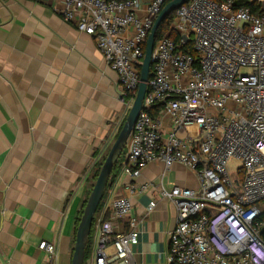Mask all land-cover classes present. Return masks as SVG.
I'll use <instances>...</instances> for the list:
<instances>
[{"label": "built area", "instance_id": "built-area-1", "mask_svg": "<svg viewBox=\"0 0 264 264\" xmlns=\"http://www.w3.org/2000/svg\"><path fill=\"white\" fill-rule=\"evenodd\" d=\"M35 1L56 2L65 21L95 38L130 108L143 47L168 0ZM251 2L260 14L232 0H190L155 42L152 77L121 165L131 181L123 195L106 190L103 210L110 216L96 212L90 264H133L143 220L131 216L132 199L155 187L177 209L171 264H264V0ZM155 162L167 169L182 164L195 172L198 186L138 182ZM156 206L153 199L147 210ZM39 249L43 264H57L53 243Z\"/></svg>", "mask_w": 264, "mask_h": 264}, {"label": "crops", "instance_id": "crops-1", "mask_svg": "<svg viewBox=\"0 0 264 264\" xmlns=\"http://www.w3.org/2000/svg\"><path fill=\"white\" fill-rule=\"evenodd\" d=\"M55 4L0 0V264H43V241L57 247V264H72L95 164L109 153L130 109L95 38L65 21ZM136 180L198 186L195 172L162 162ZM130 181L120 172L107 189L123 195ZM109 191L97 210L105 219ZM153 199L157 206L148 211ZM132 204L131 216L143 220L133 264H171L177 209L156 187ZM121 223L127 230L128 218ZM90 260L91 248L85 264Z\"/></svg>", "mask_w": 264, "mask_h": 264}, {"label": "water", "instance_id": "water-1", "mask_svg": "<svg viewBox=\"0 0 264 264\" xmlns=\"http://www.w3.org/2000/svg\"><path fill=\"white\" fill-rule=\"evenodd\" d=\"M190 0H171L169 1L157 17L154 26L148 36L143 64L140 70V84L133 101L132 106L126 116V119L119 131V134L113 143L102 167L96 178L95 184L87 199L83 213L81 215L77 232L75 247L72 257V264H84L86 259V250L90 240L92 226L96 212L109 186L111 175L114 171L117 161L123 154L127 141L133 131L134 124L143 109V103L148 89V82L152 75L153 49L156 42V33L164 19L175 9L188 3Z\"/></svg>", "mask_w": 264, "mask_h": 264}, {"label": "trees", "instance_id": "trees-1", "mask_svg": "<svg viewBox=\"0 0 264 264\" xmlns=\"http://www.w3.org/2000/svg\"><path fill=\"white\" fill-rule=\"evenodd\" d=\"M171 1V0H168L166 2V4ZM214 1H226V0H214ZM235 4V7L236 8H240V7H249L251 8L252 12L256 13V14H260L262 11H261V7L258 6L255 2H251V0H232ZM165 4V5H166ZM178 9V8H177ZM177 9L173 10L165 19L164 21L161 23V25L159 26L158 30H157V33H156V41L159 40L161 37H163L164 35L170 33L171 31V25H172V22L174 20V17H175V14H176V11ZM171 37L174 38L175 40H179V35L176 34L174 31L171 32ZM146 49V45H144L143 47V50L145 51ZM192 49V48H191ZM192 52L195 54V51L192 49ZM152 77V75H151ZM150 77V78H151ZM131 96L129 95L126 100H130ZM162 106L161 105H157V106H154L152 109H151V113L153 116H156L158 114V112L161 110ZM122 128V126H121ZM120 128V129H121ZM125 151L123 152V154L121 155V157L119 158V160L117 161L116 163V166L114 168V171L111 175V179H110V183H109V187H111L113 185V183L115 182V179L117 178V176L119 175L120 171H121V165H122V161H123V155L125 154ZM107 155L104 156L98 163H96V175L95 177L98 176L100 170H101V167L106 159ZM105 198V196H104ZM104 198L102 201H104ZM102 206V202L99 206V209L100 207ZM262 219H264V214L262 216ZM91 241L89 240V243H88V246H87V250H86V258L89 257L90 255V248H91Z\"/></svg>", "mask_w": 264, "mask_h": 264}, {"label": "rangeland", "instance_id": "rangeland-1", "mask_svg": "<svg viewBox=\"0 0 264 264\" xmlns=\"http://www.w3.org/2000/svg\"><path fill=\"white\" fill-rule=\"evenodd\" d=\"M112 147V146H111ZM108 155V154H107ZM263 208H264V205H263Z\"/></svg>", "mask_w": 264, "mask_h": 264}]
</instances>
